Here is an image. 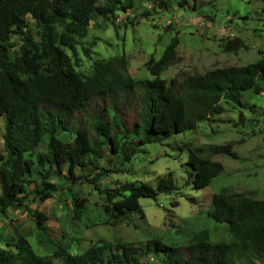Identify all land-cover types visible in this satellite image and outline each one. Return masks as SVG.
<instances>
[{
  "label": "trees",
  "instance_id": "16d2710c",
  "mask_svg": "<svg viewBox=\"0 0 264 264\" xmlns=\"http://www.w3.org/2000/svg\"><path fill=\"white\" fill-rule=\"evenodd\" d=\"M131 6L130 0H0V212L23 207L31 194L49 199L58 188L55 179L74 184L81 177L76 169L98 168L106 155L128 162L141 145L193 130L222 113L221 101L240 103L243 92L264 90V57L187 75L178 89L174 79L160 76L174 59L176 37L157 60L151 56L146 62L152 79H134L123 54L94 60L88 74L76 70L66 49L76 57L78 38L86 35L90 21L115 17ZM12 34L21 38L16 50ZM210 150L235 157L230 144ZM185 166L194 190L224 169L196 150L188 151ZM172 187L161 177L157 186L133 180L107 189L96 223L120 224L141 210L140 197L155 198ZM72 199L73 213L82 219L84 199ZM206 214L228 225L230 242L208 241L206 229L186 244L152 238L92 245L79 253L48 240L45 256L20 237L16 250L0 247V264H237L251 249L264 253V198L224 189L212 195ZM34 218L38 224L46 220L39 211Z\"/></svg>",
  "mask_w": 264,
  "mask_h": 264
},
{
  "label": "rangeland",
  "instance_id": "374dc122",
  "mask_svg": "<svg viewBox=\"0 0 264 264\" xmlns=\"http://www.w3.org/2000/svg\"><path fill=\"white\" fill-rule=\"evenodd\" d=\"M130 1L132 6L126 12L90 21L86 35L78 38L76 57L66 49L76 70L88 74L94 60L123 54L134 79H152L146 62L151 56L157 60L173 37L178 41L175 56L160 76L174 79L178 89L187 75L245 65L264 57L263 0ZM27 22L37 34L35 21L27 16ZM11 41L15 50L21 44L18 34H12ZM221 104L222 113L193 130L141 145L128 162L106 155L98 168L76 169L81 177L74 184L54 178L58 188L51 198L42 201L31 194L23 207L0 212V247L14 251V243L23 237L35 253L48 256V240L61 241L73 253L92 245L108 243L114 247L152 238L186 244L203 229L208 230L210 242H230L228 225L214 221L206 212L211 209L212 195L224 189L264 198V90L250 89L242 93L240 103ZM223 144L231 145L235 157L211 152V146ZM189 150L224 167L199 190L186 182ZM161 177L173 184L169 193L140 197L141 210L120 224L96 223L95 217L106 203L105 190L133 180L157 186ZM73 197L84 199L82 219L73 213ZM35 211L46 216L41 224L34 218ZM237 264H264V253L251 249Z\"/></svg>",
  "mask_w": 264,
  "mask_h": 264
}]
</instances>
